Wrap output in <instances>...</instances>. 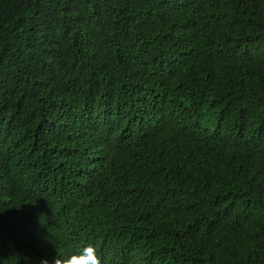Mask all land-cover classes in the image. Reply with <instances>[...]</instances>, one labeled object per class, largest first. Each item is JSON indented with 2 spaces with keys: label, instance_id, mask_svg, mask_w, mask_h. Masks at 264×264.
<instances>
[{
  "label": "trees",
  "instance_id": "1",
  "mask_svg": "<svg viewBox=\"0 0 264 264\" xmlns=\"http://www.w3.org/2000/svg\"><path fill=\"white\" fill-rule=\"evenodd\" d=\"M88 245L264 264V0H0V264Z\"/></svg>",
  "mask_w": 264,
  "mask_h": 264
},
{
  "label": "clouds",
  "instance_id": "2",
  "mask_svg": "<svg viewBox=\"0 0 264 264\" xmlns=\"http://www.w3.org/2000/svg\"><path fill=\"white\" fill-rule=\"evenodd\" d=\"M41 264H49L45 259ZM54 264H101V260L96 254V249L93 245L83 247L79 252L73 253L67 257L58 256Z\"/></svg>",
  "mask_w": 264,
  "mask_h": 264
},
{
  "label": "rangeland",
  "instance_id": "3",
  "mask_svg": "<svg viewBox=\"0 0 264 264\" xmlns=\"http://www.w3.org/2000/svg\"><path fill=\"white\" fill-rule=\"evenodd\" d=\"M202 125H204V123H202ZM208 127V125H206Z\"/></svg>",
  "mask_w": 264,
  "mask_h": 264
}]
</instances>
